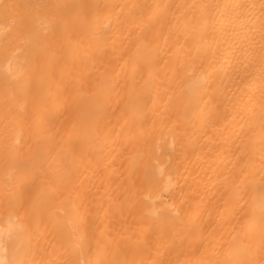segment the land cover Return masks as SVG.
Instances as JSON below:
<instances>
[{
  "label": "bare ground",
  "instance_id": "obj_1",
  "mask_svg": "<svg viewBox=\"0 0 264 264\" xmlns=\"http://www.w3.org/2000/svg\"><path fill=\"white\" fill-rule=\"evenodd\" d=\"M0 264H264V0H0Z\"/></svg>",
  "mask_w": 264,
  "mask_h": 264
}]
</instances>
